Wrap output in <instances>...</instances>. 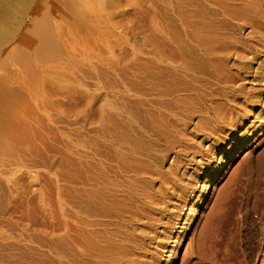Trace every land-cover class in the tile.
Returning a JSON list of instances; mask_svg holds the SVG:
<instances>
[{
  "label": "bare ground",
  "instance_id": "1",
  "mask_svg": "<svg viewBox=\"0 0 264 264\" xmlns=\"http://www.w3.org/2000/svg\"><path fill=\"white\" fill-rule=\"evenodd\" d=\"M170 4L175 18L149 21L141 50L145 83L97 84L100 117L93 137H82L81 175L73 180L68 167L57 200L62 224L44 246L37 242L31 264H157L151 239L166 233L174 200L185 204H175L174 224L185 221L173 249H162L171 255L165 264H175L189 233L182 264H201L192 257L222 206L210 208V200L224 198L221 182L243 149L264 135V85L253 83L264 82V0ZM228 138L234 140L223 150ZM181 165L187 172L205 167L201 188L184 182ZM251 165L245 158L233 175ZM259 242L251 264H264V233Z\"/></svg>",
  "mask_w": 264,
  "mask_h": 264
},
{
  "label": "rangeland",
  "instance_id": "2",
  "mask_svg": "<svg viewBox=\"0 0 264 264\" xmlns=\"http://www.w3.org/2000/svg\"><path fill=\"white\" fill-rule=\"evenodd\" d=\"M169 2L175 0H0V264H31L35 246L49 242L62 224L57 200L69 168L73 180L80 177L82 137H93L100 117L97 84L145 83L141 50L149 21L165 14L175 18ZM244 131L241 127L238 133ZM228 139L223 150L234 140ZM260 139L243 149L221 182L224 198L210 200V208L222 205L221 213L209 217L203 244L192 260L256 261L254 246L264 233V135ZM223 154L217 151L218 158ZM247 157L253 166L235 177ZM184 168L181 165L184 182L201 188L207 180L205 167L190 172ZM179 201L167 207L173 218L162 225L169 224L166 233L151 239L157 264L169 262L170 253L162 249H173L174 236L185 221L181 217L174 224L179 211L175 204H184ZM194 201H187L185 212ZM167 232L172 233L169 240ZM189 237L175 264L189 258L184 255Z\"/></svg>",
  "mask_w": 264,
  "mask_h": 264
}]
</instances>
